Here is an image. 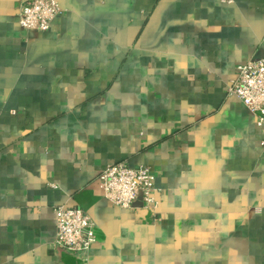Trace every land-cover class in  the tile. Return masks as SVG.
I'll use <instances>...</instances> for the list:
<instances>
[{
	"label": "crops",
	"instance_id": "1",
	"mask_svg": "<svg viewBox=\"0 0 264 264\" xmlns=\"http://www.w3.org/2000/svg\"><path fill=\"white\" fill-rule=\"evenodd\" d=\"M0 0V264H264V122L227 94L264 56V0H58L45 33ZM155 177V211L100 174ZM96 224L53 248L56 208Z\"/></svg>",
	"mask_w": 264,
	"mask_h": 264
},
{
	"label": "built area",
	"instance_id": "2",
	"mask_svg": "<svg viewBox=\"0 0 264 264\" xmlns=\"http://www.w3.org/2000/svg\"><path fill=\"white\" fill-rule=\"evenodd\" d=\"M61 12L58 0H27L20 7L18 22L27 32L45 33ZM227 94L237 97L257 115L260 123L264 122V56L237 68V76L230 82ZM99 180L103 196L113 205L133 210L141 201L142 208L156 210L157 190L151 169H134L126 162H119L103 171ZM56 229L53 248L80 259H85L98 242L94 220L78 207H57Z\"/></svg>",
	"mask_w": 264,
	"mask_h": 264
},
{
	"label": "water",
	"instance_id": "3",
	"mask_svg": "<svg viewBox=\"0 0 264 264\" xmlns=\"http://www.w3.org/2000/svg\"><path fill=\"white\" fill-rule=\"evenodd\" d=\"M135 206H136V207H142V203H141V201H139Z\"/></svg>",
	"mask_w": 264,
	"mask_h": 264
}]
</instances>
